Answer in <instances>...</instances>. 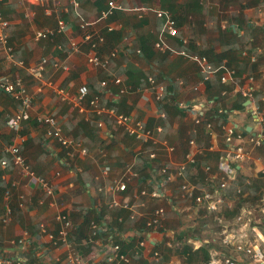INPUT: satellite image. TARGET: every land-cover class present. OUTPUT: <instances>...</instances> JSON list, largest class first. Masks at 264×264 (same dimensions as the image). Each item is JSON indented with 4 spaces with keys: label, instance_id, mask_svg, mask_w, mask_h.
I'll return each instance as SVG.
<instances>
[{
    "label": "crops",
    "instance_id": "1",
    "mask_svg": "<svg viewBox=\"0 0 264 264\" xmlns=\"http://www.w3.org/2000/svg\"><path fill=\"white\" fill-rule=\"evenodd\" d=\"M107 1L79 0L77 8L62 3L58 14L49 15L43 6L25 0H0L2 14L9 21L8 43L14 60L26 66L41 57L48 59L42 79L37 80L25 67L4 64L0 52V66L19 75L31 94L30 118L21 123L18 131H12L6 127L5 120L14 115L20 104L0 90V148L18 144L22 164L26 167L14 165L10 154H1L8 162L6 168L0 167V215L5 203L10 206L11 215L6 223L0 221V253L23 255L32 264H67V255L74 250L88 261L103 264L108 244L103 247L85 239L79 244L78 236L69 239L74 229L83 224L91 207L98 209L101 218L98 222L91 214L87 236L93 222L103 232L102 237L112 235L115 242L124 241L123 248L131 257L121 264H154L148 251L155 246L161 252V264H195L184 262L179 247L185 244L196 249L206 245L210 255L213 249L220 248L219 243L208 241L215 233L231 234L236 240L255 243L264 250V215L262 222L255 226L237 222L241 207L251 202L241 203L237 199L235 188L238 185L234 184L246 178L257 185L253 190L264 191L260 180L263 175L259 173L264 168V157L260 153L253 150V160L235 164L237 171L225 190L224 201L215 211L197 209L191 198L181 196L180 189L181 182L194 185L196 192L209 187L215 182L214 178L208 181L209 176L221 175L229 166L225 160L227 149L222 125L212 116L216 106L226 111L230 123L237 128L248 132L255 129L248 109L233 105L240 96L238 87L248 76L253 77L256 90H261L258 100L264 104V0H113L122 9L101 18L99 13L107 7ZM151 7L172 13L178 29L176 36H161L163 18L156 16ZM58 17L65 23L62 32L45 41L33 38L35 29L56 28ZM81 23H86L84 29L80 28ZM230 26L241 39L235 45L236 53L228 56L232 59L221 58L222 52H228L231 47L230 40L223 34ZM86 34L91 36L89 40L83 39ZM183 37L189 40L188 51L205 50L212 64L233 67L236 70L233 80L222 84L217 72L201 83L197 63L175 53L183 47ZM160 38L172 50L155 49L154 42ZM71 42L78 44L76 50L70 48ZM250 48L254 49L255 61L246 62L248 58L241 56V52L252 54ZM114 51L115 55L111 56ZM92 53L108 58L107 67H95L87 62ZM61 64H66L68 70H63ZM115 78H120L121 82L114 83ZM81 84L88 88L81 109L69 100H58L54 93L53 86H56L75 95ZM158 87L163 89L160 97H157ZM219 90L227 92L221 93V100L216 102L215 93ZM94 97L101 107H113L118 113L140 119L150 129L157 125L162 128L156 133L157 138L165 140L173 149L157 150L158 164L173 167L174 163L183 161L187 153L195 155L196 164L187 167L182 177L163 182L160 173L152 172L149 164L146 168L143 164V159H147L143 150L149 145L128 136L107 115L102 114V125H97L98 115L90 106ZM180 102L189 108L179 107ZM202 104H205L204 110L197 109ZM194 110L203 115V121L211 122V135L204 123L195 122ZM41 115L56 117L63 133L81 143L87 154L64 156L55 140L45 138L47 126L37 121ZM247 137L244 134L236 142L248 147ZM106 165L112 167L108 175L102 172ZM206 165L208 170L204 169ZM29 171L46 178L53 194L47 195L38 182L29 178ZM124 171L131 173L124 192L112 195L97 191L98 186ZM141 190L148 195L140 198L144 206L138 208L135 218H130L128 210L109 206L112 198L131 199ZM153 190L159 196H151ZM20 203L23 207L18 205ZM159 206L164 209L161 226L148 230L141 238L138 229H143L154 208ZM58 211L67 212L73 223L67 240L69 246L54 245L48 236V232L57 231L54 215ZM24 234L29 239L24 245L12 243ZM133 238L137 239L134 248L139 256L128 249V242ZM140 240L144 241V246L137 248Z\"/></svg>",
    "mask_w": 264,
    "mask_h": 264
},
{
    "label": "built area",
    "instance_id": "2",
    "mask_svg": "<svg viewBox=\"0 0 264 264\" xmlns=\"http://www.w3.org/2000/svg\"><path fill=\"white\" fill-rule=\"evenodd\" d=\"M32 4L41 5L44 7V12L46 14H52L56 12L58 14V6L62 3H68L74 8L79 6V0H25ZM122 6L113 0L107 1V7L102 9L99 13L101 18L107 17L109 14L113 13L115 10H121ZM156 16L163 18V27L161 36H176L178 29L176 26L175 19L167 9L160 8H150ZM9 21L4 18L2 14V9L0 6V52L2 53V61L4 64H16L20 67H25L30 74L35 77L37 80L42 79V73L45 69V66L48 64V59L46 57H41L39 60L32 62L28 65H24L22 62H16L14 60L12 47L8 43V34L7 27ZM65 27V23L62 19L58 17L57 27L54 29L51 28H38L35 29L33 38L36 41H45L50 39L57 33L62 32ZM86 23H81L80 28L84 29ZM91 36L86 34L83 39L89 40ZM98 40H102L101 37H98ZM181 43L183 47L179 50H176L175 53L178 55L190 60L195 61L198 65V73L200 75V82H207L210 77L217 72H220V82L222 84H227L233 80L236 70L233 67H229L224 63L215 66L212 64L205 55H200L198 53L190 52L186 48L189 44L187 37L181 38ZM154 48L158 51L164 52L166 50H172L169 46L159 39L154 42ZM70 48L76 50L78 44L75 42L70 43ZM115 55V51L111 53V56ZM241 56L249 58V60L255 61V55L249 54L247 51H242ZM108 58L98 56L95 53H92L88 57V61L91 65L95 67L105 68L108 64ZM58 66V65H57ZM63 70H68L66 64L60 65ZM149 82L153 84V79L149 77ZM121 82L120 78H115L114 83L118 84ZM253 77L248 76L247 81L239 86L237 93L245 100V108L248 109L249 116L254 123L255 129L253 132H248L244 128L239 129L236 125L230 123V120L227 117L226 111L222 108L217 109L218 113H225L226 121L222 125L223 138L227 149V155L225 160L229 163V166L223 170L221 175L214 177L209 176L208 181L214 178L215 182L212 181L209 187L201 188L196 192V187L187 182H181V196L191 198L194 202V205L197 209L205 208L209 211H215L219 205L224 201L226 192L230 180L234 178L236 171L235 164L241 163L244 161L253 160V150L259 148L264 144V111L260 108L258 104V99L255 97L256 88L253 84ZM101 85H105V82L102 81ZM197 86H194V90H197ZM54 93L56 94L58 100H69L71 103L75 104L79 109L82 108L83 101L85 100L88 94V88L86 84H81L77 88L75 95H69L63 89L53 86ZM0 90L5 92L7 95L17 100L20 104L19 108L16 110L14 115L8 116L5 120V125L12 131H18L21 127V123L24 120L30 118L29 108L31 104V94L28 92L26 86L22 83V79L19 75L11 73L8 67L0 66ZM162 87L157 88V97H160L162 93ZM121 91H124L122 89ZM223 95L226 94V91L221 92ZM205 104L197 106V109L204 110ZM91 109L96 112L98 115L97 125H102V114L112 117L115 124L122 127L125 133L132 137L134 140L149 145V148L143 150L146 154L149 161V167L152 172L160 173L162 175V181L168 182L172 177H182L184 171L188 165L194 166L196 164V157L192 153H187L183 161L174 163L173 167L169 165H160L156 162L157 150L171 151L173 148L165 141L159 140L156 136V133L161 132L162 128L156 126L154 129L146 127L142 120L134 119L130 115L118 113L113 107H101L98 103V98L94 97L90 100ZM181 108H189V105H186L184 102L179 103ZM193 112V110H192ZM195 122L197 124L204 123L206 131L211 135L213 133V128L210 121H203V115L195 111ZM39 123H43L47 126L45 132L46 139L55 140L59 146L64 151V156L66 157H75L77 155H86V148L79 142L75 141L73 138L65 135L58 124L56 117L54 118L51 115H41L37 117ZM245 130V131H244ZM244 134L248 135L247 143L248 147L243 146L242 143H237V140H240ZM193 141H190L192 143ZM2 153H7L11 155L12 163L14 165L20 166L23 165V160L20 158L18 144H10L0 148V167H7V159L1 156ZM21 167V166H20ZM23 168L26 167L23 165ZM112 167L106 165L103 167L102 172L105 175H108L111 172ZM205 170H208L209 167L206 165ZM259 173L264 174V168L259 170ZM29 178H33L38 182L44 189L47 195L53 194V189L51 183L44 177L34 174L33 172H27ZM131 177L129 171H124L120 175L114 176L111 181L107 184L100 185L97 187L98 192L110 193L112 195L120 194L124 192L127 187V182ZM217 179V180H216ZM246 184H250L247 180ZM6 196L9 192L6 191ZM241 194V188L237 186L235 188V195L238 196ZM148 193L145 190L135 192L132 198H123L121 200L117 198H112L109 201L110 207H118L125 210H128L130 218H135L139 214L138 208L144 206V202L141 201L142 196H147ZM151 196H159V193L156 190H153L150 193ZM134 199V200H133ZM133 200V201H132ZM23 207V204H18ZM11 215V208L8 203L4 204L3 214L0 215V221L6 223ZM262 215H264V191L261 193L260 199L255 203H250L241 207L238 215L236 216L237 222L245 221L249 225H257L262 222ZM164 216V209L162 207H156L152 211L150 217L145 222V226L149 230L159 229L161 226V220ZM55 221L58 223V228L55 234L53 232H48L49 238H51L54 245H59V243H64L67 246L70 244L67 242L70 231L73 228V223L69 217V214L64 211H58L54 215ZM41 230L44 232L45 228L41 226ZM99 226L96 223L91 222L90 229L85 242L96 243L100 246L105 247L106 244L109 246V250L106 251L104 256L103 264H121L122 262H128L130 256L126 253L120 252V245L113 240L112 235L101 236L99 233ZM27 234H24L21 238L17 240H12L14 244L24 245L26 243ZM210 243H219V249H213L209 255V258L206 262L202 264H264V250L260 248L255 243H250L246 241L236 240L231 234L225 233L223 236L218 233H215L211 236V239L208 240ZM144 241L140 240L138 242V247H143ZM143 249V248H142ZM138 253V250L135 251V254ZM150 260L154 264H161V252L158 248L153 247L150 251ZM67 264H98L94 261H88L84 258L79 252L71 250L66 258ZM0 264H32L29 260L23 255H4L0 253Z\"/></svg>",
    "mask_w": 264,
    "mask_h": 264
},
{
    "label": "trees",
    "instance_id": "3",
    "mask_svg": "<svg viewBox=\"0 0 264 264\" xmlns=\"http://www.w3.org/2000/svg\"><path fill=\"white\" fill-rule=\"evenodd\" d=\"M223 34H225L224 37H226L230 40V42H231L230 46L231 47H229L228 52H222L220 57L221 58L227 57L228 59H232V57L229 58L228 56L229 55L231 56V54L236 53L237 47L235 45H236V43L239 42V40L241 38L239 37L238 32L234 31V29L231 26ZM253 50H254L253 48L249 49V51L251 53H253ZM196 52L200 55H205L206 57L208 56V52L205 50L200 49ZM246 62H250L249 58L246 60ZM252 64L255 65L256 63H252ZM215 66H217V65H215ZM218 77L220 78V72H218ZM219 81H220V79H219ZM221 90H222V88H221ZM226 92H227V90H226ZM215 96H216L215 97L216 102L217 101L219 102L222 98L220 90L215 93ZM260 96H261V90H258V91L256 90L255 91L256 99H258V98L260 99ZM244 103H245V100L241 96H238V99L236 100V103L233 106L236 108H245ZM258 104L260 105L261 109L264 108V104H262L259 100H258ZM216 107L213 110L212 116H215L216 118H218V120L220 121V124L223 125L226 121V115L224 112L218 113ZM97 120H98V117H97ZM261 148H264V144L257 149H261ZM143 164L146 168L149 164L148 159H143ZM189 166H192V165H188L187 167H189ZM236 171H237V169H236ZM237 175L238 174L236 173V179L238 177ZM144 177H145V175L142 177V179H144ZM234 184L238 185L241 188V194L237 198L238 200L242 201L241 203L246 202V201H249L251 203H255L260 199L261 193L263 192V191L258 192V190H256V191L253 190L254 187H257V185H255V183L253 181L250 184H246V178L236 180V181H234ZM250 187H251V189H250ZM250 197H254L256 200L252 201ZM91 214H94L96 216V218L94 220H96L98 222L100 221L101 213L98 211L97 208L91 207V209H87V213L85 214L83 224L74 229V232H73V234H70L69 239H73V237L75 238V236H78L77 239L79 241V244H81L82 240L87 238V231H88V227H89V223H90V219H91ZM142 228L143 229H141V227H140L138 229L140 234H141L140 235L141 238H143L149 230V228H147L145 226V223H144ZM99 233H100V235H103V232L101 230L99 231ZM136 241H137V239L135 240V238H133L130 241V243L128 242V246H129L128 249H130L132 254H134L136 251L134 248V244ZM116 242L120 245V248H119L120 252L127 254V252H125L126 249L123 248L124 247V241H117L116 240ZM155 248H158V246H155ZM207 249H208V247L206 245H202L196 249H192L190 246H186L185 244H182L181 248H180V253L183 256L185 263L202 264V263L206 262L207 259L209 258ZM127 255L130 256V254H127ZM137 255L139 256V251H138Z\"/></svg>",
    "mask_w": 264,
    "mask_h": 264
},
{
    "label": "rangeland",
    "instance_id": "4",
    "mask_svg": "<svg viewBox=\"0 0 264 264\" xmlns=\"http://www.w3.org/2000/svg\"><path fill=\"white\" fill-rule=\"evenodd\" d=\"M254 151L260 153V155H262V157H264V148L257 149V150H254ZM261 176H262V175H261ZM260 178H261V177H260ZM260 180L264 183V174H263V178H261ZM251 200H252V201H255L256 199H255L254 197H251ZM251 200H250V201H251ZM180 248H181V246L179 247L178 252H180ZM175 250H177V249H175ZM165 255H167V254H165Z\"/></svg>",
    "mask_w": 264,
    "mask_h": 264
}]
</instances>
